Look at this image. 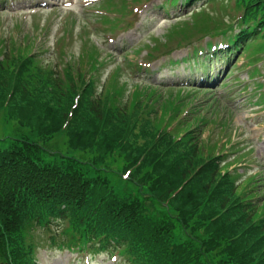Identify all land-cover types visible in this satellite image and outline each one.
Returning <instances> with one entry per match:
<instances>
[{"label": "trees", "instance_id": "1", "mask_svg": "<svg viewBox=\"0 0 264 264\" xmlns=\"http://www.w3.org/2000/svg\"><path fill=\"white\" fill-rule=\"evenodd\" d=\"M233 1L243 16L229 38L240 49L264 38V0ZM217 26L201 14L179 31ZM18 43L0 38V264H36L35 228L55 219L67 222L62 245L119 250L127 264H264V179L246 183L226 166L227 119L198 106L180 120L197 95L151 86L121 106L119 73L93 97L100 77L79 70L73 110L74 67L62 79ZM84 56L99 71L97 52Z\"/></svg>", "mask_w": 264, "mask_h": 264}, {"label": "rangeland", "instance_id": "2", "mask_svg": "<svg viewBox=\"0 0 264 264\" xmlns=\"http://www.w3.org/2000/svg\"><path fill=\"white\" fill-rule=\"evenodd\" d=\"M93 1L97 0H48L51 8L39 11L40 16H43L41 20L42 27L45 25L48 26V33H46L43 38L41 37L42 40L40 36L38 38L36 35L34 36L35 38L33 37L32 39L30 37V40H27V42L33 43L35 39H38V43L41 41L40 51L36 49L35 53L40 54L42 52V60L46 66H53V69L56 68L57 71L61 70V68L58 67V58L56 57L59 53L56 52L57 49L58 52H60V48L63 45V49L65 48L71 54H68L69 57H67V60L63 59V62L69 61L72 56V64L75 69H79V71L87 70L88 66L86 63L84 61L81 62V60L86 58L82 55L84 54L82 51L84 50V43L90 45L92 43L98 44L101 51L104 50L105 53L112 56V58L109 59V67H107L106 70L99 69V72L101 71V78H99V80L96 79L95 94L93 96L98 97L106 74L117 64L124 63V57H128L134 70L133 77L141 83H135L133 80L127 84L125 83L127 77L122 75V77L119 78L120 84L124 85L126 88L125 94L120 102L121 106H124L125 103L128 102V98L131 99L130 95L135 90V85L140 86L139 90L146 86L163 87L178 84V82L180 83L184 79L193 76L195 72L192 73L189 68L185 69L186 64L182 62V59L190 52L188 48L176 49L174 53L169 56L160 57V60L154 62L151 68L143 73L137 67L139 62H146L150 54L156 52L152 49L155 43H157L156 41L165 42L168 38V32L173 28V25L179 24L180 20H189L193 17H187L189 12H185V10L182 9L180 14L178 9L172 8L168 15L166 10L163 11L161 9V5L165 0H153L140 14L130 15V17L123 21L129 24V22L133 20L135 25L131 30L127 32L122 31L121 33L108 30L107 26L93 19L97 10L88 8L94 4ZM38 2H42V0H34V5ZM55 4H57V10H55V7H52ZM200 4L201 3H199V5ZM28 5L29 0H7L6 4L0 2V38L4 37L8 39L11 34L19 38V36L23 37L28 34V32L32 31L29 28L32 22L31 17H29L31 11L27 7ZM177 6H179V4ZM232 7L233 4H230L228 10L233 11ZM198 8L202 7L200 6ZM185 9L189 10V7L186 6ZM217 9L215 7L208 10V12L216 15L214 11ZM192 10L193 9L190 10V13ZM238 13L239 11L235 10V18ZM72 19H76L75 27L73 25L74 23L72 24ZM67 27L73 35H64V30H66ZM70 27H74V30ZM175 29L176 28L172 29L170 32ZM82 30H85V41L82 37ZM113 36L115 40H111ZM60 37L66 38V41L57 48L56 41ZM208 40L209 39L206 38L203 43ZM262 55V60L257 65L259 74L254 75V78H249L250 74L248 71L251 70V68L246 64L248 58L244 54L238 60L237 68L231 71L229 75L231 77L226 78L225 81H223L224 84L217 89H210L211 93L216 95L217 99L222 102L219 104L223 112L227 109L224 107V98L230 101L227 117L231 114V118L228 117L227 120L230 122L229 134L233 135L235 145L234 149H231L228 153L227 161H230V163H227L226 166L229 164V169L238 168V176H241L240 178L244 179L246 183L247 180L243 175H253L260 172L258 180L264 179V107L259 104L260 93H262L263 90L257 88L259 83L263 80L259 75L264 74V54L258 56L261 57ZM131 60L136 62L133 63ZM120 69V72H123L121 67ZM97 77H99V75H95V78ZM75 79L77 81L79 93H82V85L79 82L77 74H75ZM162 91L167 92L168 89H162ZM176 91L178 92L179 90ZM205 96L206 95L203 93V102H205ZM191 100L194 99L192 98ZM200 103L202 102H197V104ZM167 107L169 108V106ZM162 113L163 112H160L159 115ZM168 113L169 112L165 113L158 119L161 126L165 125V123H168V125L171 124V114ZM219 115L223 117L221 111ZM186 116H189L188 113L182 114L180 120ZM208 116H210V114H208ZM1 122H3V116L0 117V123ZM176 124L177 122H174V125ZM205 139H207V136H205ZM257 170H259V172H256ZM251 178L252 176L248 177L249 180H251ZM262 193L264 194V190H262ZM111 256L112 255L108 254L88 256L86 254L78 255L68 252L48 251L45 247L37 252V258L40 264H86V258L90 260L89 264H126L125 258L121 255H113L116 256L115 258Z\"/></svg>", "mask_w": 264, "mask_h": 264}]
</instances>
